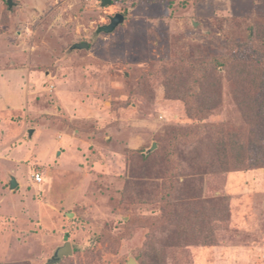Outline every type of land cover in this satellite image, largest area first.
Segmentation results:
<instances>
[{
    "label": "rangeland",
    "instance_id": "374dc122",
    "mask_svg": "<svg viewBox=\"0 0 264 264\" xmlns=\"http://www.w3.org/2000/svg\"><path fill=\"white\" fill-rule=\"evenodd\" d=\"M11 1L0 0V264H51L66 241L56 264H264V167L197 166L192 203L163 196L164 169L187 171L167 155L174 135L238 126L241 101L264 100L260 71L236 83L200 61L236 53L245 23L262 46L264 0ZM116 13L123 22L98 32ZM196 76L201 120L186 100Z\"/></svg>",
    "mask_w": 264,
    "mask_h": 264
},
{
    "label": "trees",
    "instance_id": "16d2710c",
    "mask_svg": "<svg viewBox=\"0 0 264 264\" xmlns=\"http://www.w3.org/2000/svg\"><path fill=\"white\" fill-rule=\"evenodd\" d=\"M245 24H247L246 32L248 33L242 43L244 45L241 46V43L239 45L236 44V47L240 48L236 50V53H232L229 56L219 55L210 59H200V61L201 64H209L216 74H221L222 71H225L228 76H234L236 83L241 80L239 76L246 75L249 69L253 68L255 71H260L261 75L258 76L255 82L257 84L260 83L262 90L264 89L262 87L264 86V40L263 44L261 43L262 46L258 45L256 41H251L253 35L250 33L253 31V27L248 23ZM195 71L197 72V70ZM202 76H196L195 85L186 96L188 111L193 115L196 114L197 120L203 119L204 116L203 109L197 100L202 97L203 93L202 88L198 85ZM176 88L178 87L176 86ZM173 90L176 91L175 89ZM177 90L179 91V89ZM246 94H250L249 91L243 90L240 93L241 96ZM241 103L246 104L245 109L247 111V115L245 114L242 117V124L238 126L228 124L218 127L209 125L205 126L200 133L194 132L190 137L174 135L170 139L172 147L167 155L168 157L173 156L174 163L177 164V166L175 165L176 168H171H187V171L179 174L180 177H184L183 181H179V176L171 175L174 171L164 169V172L168 171V175L171 177L166 178L167 184H165L163 196H167V199L170 196L175 202V207L189 202L192 203V200H189L191 196L189 197L188 193L192 192V194H195V186H190L189 190L187 188L184 189V181H186L187 176L193 177L198 172L193 173L188 170H194L198 166L201 167L200 172L214 174L227 173L238 169L264 167V100L256 105L245 98ZM181 144L182 148L179 150ZM151 155L152 153L148 157ZM180 163L181 166L179 165ZM132 177L134 178L132 181L134 184H131V195L139 197L141 201H147L151 191L136 185L135 182L139 179L137 175H132ZM133 259L136 261L135 258Z\"/></svg>",
    "mask_w": 264,
    "mask_h": 264
},
{
    "label": "water",
    "instance_id": "95a60500",
    "mask_svg": "<svg viewBox=\"0 0 264 264\" xmlns=\"http://www.w3.org/2000/svg\"><path fill=\"white\" fill-rule=\"evenodd\" d=\"M7 3L9 6L12 5L11 0H7ZM111 0H102V4H110ZM124 16L120 13H116L114 16L110 18V22L108 24L102 25L99 27L98 32H105L109 33L112 32L117 25L123 22ZM71 49H82L88 48V44L85 42L81 43H74L70 47ZM155 148V143L152 144V147L149 150H153ZM17 185V180L15 179L14 176L11 177L10 180V186L13 188ZM72 253V247L69 241H66L63 245L59 246L56 248L54 251L52 257L49 259V263L51 264H56L58 263L64 256L70 255ZM124 264H137L136 261L132 258L129 257L126 263Z\"/></svg>",
    "mask_w": 264,
    "mask_h": 264
},
{
    "label": "built area",
    "instance_id": "2783aa9c",
    "mask_svg": "<svg viewBox=\"0 0 264 264\" xmlns=\"http://www.w3.org/2000/svg\"><path fill=\"white\" fill-rule=\"evenodd\" d=\"M33 179L35 183H41L43 178L39 172L33 173Z\"/></svg>",
    "mask_w": 264,
    "mask_h": 264
}]
</instances>
